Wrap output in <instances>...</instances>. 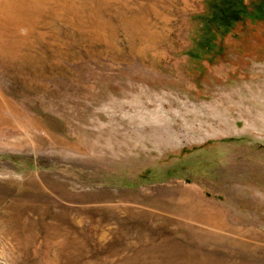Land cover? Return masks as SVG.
I'll list each match as a JSON object with an SVG mask.
<instances>
[{"label":"rangeland","instance_id":"374dc122","mask_svg":"<svg viewBox=\"0 0 264 264\" xmlns=\"http://www.w3.org/2000/svg\"><path fill=\"white\" fill-rule=\"evenodd\" d=\"M0 264H264V0H0Z\"/></svg>","mask_w":264,"mask_h":264},{"label":"trees","instance_id":"16d2710c","mask_svg":"<svg viewBox=\"0 0 264 264\" xmlns=\"http://www.w3.org/2000/svg\"><path fill=\"white\" fill-rule=\"evenodd\" d=\"M240 14H241V10L233 9L232 13L226 16V21H229V24L232 25L233 24L232 22L235 21V19L239 17ZM256 17H259V15L256 14Z\"/></svg>","mask_w":264,"mask_h":264}]
</instances>
